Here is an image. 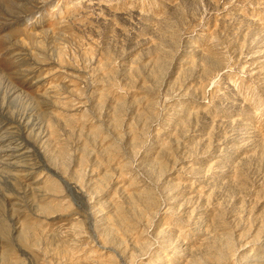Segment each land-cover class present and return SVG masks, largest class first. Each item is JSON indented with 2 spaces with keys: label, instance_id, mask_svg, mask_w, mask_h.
Segmentation results:
<instances>
[{
  "label": "rangeland",
  "instance_id": "1",
  "mask_svg": "<svg viewBox=\"0 0 264 264\" xmlns=\"http://www.w3.org/2000/svg\"><path fill=\"white\" fill-rule=\"evenodd\" d=\"M0 264H264V0H0Z\"/></svg>",
  "mask_w": 264,
  "mask_h": 264
}]
</instances>
